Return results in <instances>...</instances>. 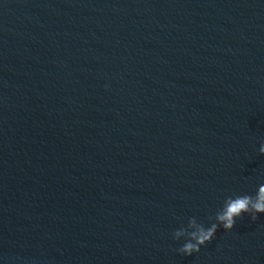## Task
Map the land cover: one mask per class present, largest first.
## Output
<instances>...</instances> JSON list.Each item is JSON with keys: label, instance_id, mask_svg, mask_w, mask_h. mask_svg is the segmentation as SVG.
<instances>
[{"label": "water", "instance_id": "water-1", "mask_svg": "<svg viewBox=\"0 0 264 264\" xmlns=\"http://www.w3.org/2000/svg\"><path fill=\"white\" fill-rule=\"evenodd\" d=\"M262 142L264 0H0V264H264V215L172 239Z\"/></svg>", "mask_w": 264, "mask_h": 264}, {"label": "clouds", "instance_id": "clouds-1", "mask_svg": "<svg viewBox=\"0 0 264 264\" xmlns=\"http://www.w3.org/2000/svg\"><path fill=\"white\" fill-rule=\"evenodd\" d=\"M259 153L264 155V142L260 144ZM247 215L252 221L264 215V183L260 184L254 195H225L222 204L207 217V221L196 216L180 219L179 227L172 233V239L179 244L177 253L192 256L201 248L211 243L219 229L230 232L238 219Z\"/></svg>", "mask_w": 264, "mask_h": 264}]
</instances>
